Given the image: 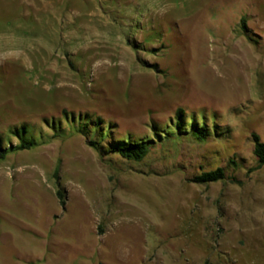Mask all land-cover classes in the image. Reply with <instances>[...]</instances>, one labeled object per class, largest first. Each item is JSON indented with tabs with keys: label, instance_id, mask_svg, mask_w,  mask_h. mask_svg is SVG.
I'll return each mask as SVG.
<instances>
[{
	"label": "rangeland",
	"instance_id": "374dc122",
	"mask_svg": "<svg viewBox=\"0 0 264 264\" xmlns=\"http://www.w3.org/2000/svg\"><path fill=\"white\" fill-rule=\"evenodd\" d=\"M254 135L264 0H0V264H264Z\"/></svg>",
	"mask_w": 264,
	"mask_h": 264
},
{
	"label": "trees",
	"instance_id": "16d2710c",
	"mask_svg": "<svg viewBox=\"0 0 264 264\" xmlns=\"http://www.w3.org/2000/svg\"><path fill=\"white\" fill-rule=\"evenodd\" d=\"M242 24L245 26V21L242 20ZM183 110H178L177 117L182 118L183 117ZM180 120V119H179ZM23 132L25 133V130L23 129ZM15 135H20L19 132H16ZM196 135H201L200 132H196ZM203 135V133H202ZM254 153L256 157L258 158L259 167L264 166V142L261 141L260 137L257 135H254ZM21 139V148H30L32 147L33 141L25 140L22 136ZM93 143V142H92ZM94 144V143H93ZM151 144L146 141H140V142H134L130 138L126 139L125 141H121V144L118 148H115V152L118 153L120 156H122L125 159L128 160H134V161H141L143 160L151 151ZM1 157V155H0ZM226 178V174L222 168H217L216 170L210 171V172H204L201 175L194 178L195 183H211V182H217L220 180H224ZM59 197L64 203V197L61 192L58 193Z\"/></svg>",
	"mask_w": 264,
	"mask_h": 264
}]
</instances>
